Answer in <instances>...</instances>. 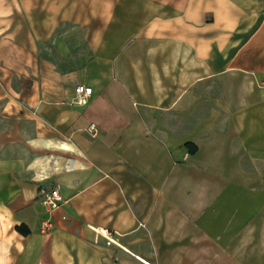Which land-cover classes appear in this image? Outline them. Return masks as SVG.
<instances>
[{
  "label": "crops",
  "instance_id": "obj_1",
  "mask_svg": "<svg viewBox=\"0 0 264 264\" xmlns=\"http://www.w3.org/2000/svg\"><path fill=\"white\" fill-rule=\"evenodd\" d=\"M0 264H264V0H0Z\"/></svg>",
  "mask_w": 264,
  "mask_h": 264
},
{
  "label": "built area",
  "instance_id": "obj_2",
  "mask_svg": "<svg viewBox=\"0 0 264 264\" xmlns=\"http://www.w3.org/2000/svg\"><path fill=\"white\" fill-rule=\"evenodd\" d=\"M75 95L73 102L78 105H84L88 97L92 94V88L83 83H77L74 88ZM89 131H95V125L91 124L88 127ZM40 201L47 216L43 217L40 221L39 228L42 232H49L52 229V222L50 214L55 209L59 208L64 202L60 194V184L55 183L53 186L40 190Z\"/></svg>",
  "mask_w": 264,
  "mask_h": 264
},
{
  "label": "trees",
  "instance_id": "obj_3",
  "mask_svg": "<svg viewBox=\"0 0 264 264\" xmlns=\"http://www.w3.org/2000/svg\"><path fill=\"white\" fill-rule=\"evenodd\" d=\"M186 145L189 147L190 152H193L196 149V146L192 143H186ZM24 226H19L18 229L23 231Z\"/></svg>",
  "mask_w": 264,
  "mask_h": 264
}]
</instances>
